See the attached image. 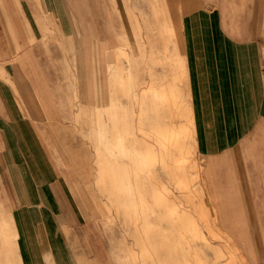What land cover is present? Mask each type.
I'll use <instances>...</instances> for the list:
<instances>
[{
  "label": "crops",
  "instance_id": "1",
  "mask_svg": "<svg viewBox=\"0 0 264 264\" xmlns=\"http://www.w3.org/2000/svg\"><path fill=\"white\" fill-rule=\"evenodd\" d=\"M263 42L264 0H0V264H117L102 175L133 178L100 162L135 126L121 73L145 77V129L172 127L174 181L264 264Z\"/></svg>",
  "mask_w": 264,
  "mask_h": 264
},
{
  "label": "rangeland",
  "instance_id": "2",
  "mask_svg": "<svg viewBox=\"0 0 264 264\" xmlns=\"http://www.w3.org/2000/svg\"><path fill=\"white\" fill-rule=\"evenodd\" d=\"M121 75H124V83L119 81L118 91L122 97L133 101L131 118L135 126L132 133L115 132L114 144L119 137L123 140L121 144L119 140L116 142L117 148L113 142L103 139L107 154H102L100 162L105 163L101 166L102 172L107 171V164L117 163L122 175L133 178V184L126 187L105 184L110 174L107 177L101 174L103 190L118 198L103 201V204L107 202V207L102 209L103 223L116 227L117 264H253L250 255L238 247L228 231L222 230L215 212L210 215L211 210L202 200L200 185L193 184L190 179L188 182L174 181L173 147L167 151L169 156H164L166 147L171 145L168 135L145 129V77L143 80L140 77L133 88L126 73ZM122 109L120 105V113H115L114 117L122 114ZM163 109V105L156 107V117L164 113ZM166 110L168 112L170 107ZM167 114L164 117H173L171 112ZM164 127L166 134L172 129L170 124ZM170 137L175 138L173 132ZM189 139L185 137V141ZM191 154L188 150L187 155ZM178 168L183 177L193 172L192 180L196 181L198 174L193 167ZM150 171L156 174L152 176ZM110 208L113 214L109 213Z\"/></svg>",
  "mask_w": 264,
  "mask_h": 264
},
{
  "label": "bare ground",
  "instance_id": "3",
  "mask_svg": "<svg viewBox=\"0 0 264 264\" xmlns=\"http://www.w3.org/2000/svg\"><path fill=\"white\" fill-rule=\"evenodd\" d=\"M113 101V100H112ZM115 106V104L112 102L111 103V106H110V108H113ZM170 111V110H169ZM168 111V112H169ZM172 111V110H171ZM157 115H159V114H157ZM172 115H173V113H172ZM165 135H168V140L169 141H171L170 143H171V145L168 147H166V152H164V156L167 158V155L169 156V152L167 153V151L171 148V147H174L175 146V141H176V138H172V137H170V135L169 134H165ZM122 136V135H121ZM123 137V136H122ZM117 140V139H116ZM119 143L121 144V141H123L122 139H120V137H119ZM118 140L116 141L117 143H118ZM115 142V144H114V142L112 143V144H114L113 146H115L116 148H117V143ZM111 144V145H112ZM118 147H120V146H118ZM115 148V149H116ZM119 150H120V148H118ZM121 149H122V145H121ZM112 150V149H111ZM119 150H116V151H119ZM124 150V149H123ZM126 150V149H125ZM121 151V150H120ZM154 158H155V156H153ZM116 165H118V164H116ZM112 171H113V174L114 175H116V176H118V177H121V175H122V169H119V166L116 168V169H111ZM156 174V172L153 174V171H150V175H155ZM125 186V185H124ZM213 216H215V215H213ZM214 219V222H215V217L213 218Z\"/></svg>",
  "mask_w": 264,
  "mask_h": 264
},
{
  "label": "built area",
  "instance_id": "4",
  "mask_svg": "<svg viewBox=\"0 0 264 264\" xmlns=\"http://www.w3.org/2000/svg\"><path fill=\"white\" fill-rule=\"evenodd\" d=\"M261 48V54H262V59H263V72H264V42L260 46Z\"/></svg>",
  "mask_w": 264,
  "mask_h": 264
}]
</instances>
